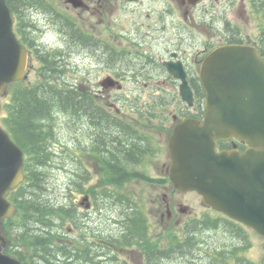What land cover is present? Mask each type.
Masks as SVG:
<instances>
[{"label": "rangeland", "instance_id": "1", "mask_svg": "<svg viewBox=\"0 0 264 264\" xmlns=\"http://www.w3.org/2000/svg\"><path fill=\"white\" fill-rule=\"evenodd\" d=\"M53 5L58 6L55 2H53ZM25 12L29 24L34 25L25 30L30 37L34 38L42 51L52 52L53 49L64 43L59 25L52 20L49 14L36 11L34 7L26 8ZM46 12L49 11L46 10ZM249 24L251 26H248V30L251 33L256 34L260 31V23L257 18L252 17ZM119 30V21L115 17L110 25V31L113 34L111 40L117 37ZM100 54L101 52L94 54V59L98 62L92 61L88 69H86L85 64L81 65L78 76L81 79L88 77L91 81V86L84 84L86 89H92L94 92L97 90L101 99L110 97L113 101L114 95L120 96L121 100L117 104L126 111H130L132 107L135 108L141 102L130 104L123 102L124 99L128 101L131 99L145 101L149 97L151 89H144L136 84L134 76L130 72L124 78L123 90H112L110 96L106 95L102 98L103 94L98 90L101 89L98 82L99 79H102L100 77L108 70L103 68L105 58H101ZM74 58V62L89 59V57L79 55L74 56ZM108 60L112 64L124 62L119 53H110ZM43 66L44 62L36 58L34 71L30 75L32 82H40L42 78H45L50 85L58 84L61 88H68L63 79L65 78L68 82H71V79L60 78L53 75V73L49 74L48 68ZM72 81L80 84V79L77 81L72 79ZM77 86L78 89H81L80 85ZM124 104H126L125 107ZM162 108H164V105ZM82 109L84 108L77 110L81 111ZM127 118L132 119L133 117L129 116ZM103 121L107 122L109 126H105L102 123ZM34 122L35 126H27L26 132L32 129L30 133H41L47 138V145L48 142L50 144L47 150L49 156L46 157L42 167L38 168L31 161V166H36L42 173V179L39 182L41 187L38 191L40 194H37L36 197L49 200L52 204L57 205L76 204L77 208L74 220L69 219L65 224L60 225V218L57 223L59 225L52 228L53 233L59 236L55 237L58 243H69L71 246L73 243L80 242V240L101 243L102 246H97L94 250L97 252L108 250L107 246H110L114 259H111L109 254L107 255L108 260L97 256V260L102 259L104 261L102 264H147L144 260L143 246L107 244L114 243L112 239L124 240L131 227V222L127 219H130L133 212L143 211L142 216L146 217L148 223L147 237L149 245L153 249L159 248L167 251L166 255L163 254L165 257H162L158 264H264V237L251 228L241 227L242 231L248 233L247 238L244 239L233 231L235 225L231 226L233 223L230 224V220L223 218L222 214L217 213L208 206L203 197L197 192L177 190L171 182L164 183L157 182L155 179L151 180L150 176L162 177L166 175L167 166L170 164L167 147L168 132L166 129L172 122L171 117L163 119V116H161L159 120H154V124L146 126L145 130L141 129L140 134L135 131L125 135L123 134L127 131L125 128L120 130L118 127L110 126L111 121L105 117H92L84 111H81V114L76 113L75 116L69 113L68 110H61L58 101H52L49 102L44 111L39 112L34 117ZM120 122H124L125 126L130 127V130H134L132 125L129 124L132 122L131 120L124 119ZM137 135L143 137L144 141L135 140ZM118 136L123 137L125 144L146 146L150 143L151 145L147 161L137 164H129L133 161L128 159L123 160L125 159V152H122L123 149L119 147L118 156L122 159L121 164L123 166L127 165V169L133 167L140 169L135 171L139 173V176H133L124 184L116 182L115 179L114 182L104 181L100 160H97L94 156L91 158L87 154L91 140L99 139L104 141V145L107 146L108 139L112 141ZM148 139H150L149 142ZM85 188L93 193L91 196L93 204L89 209L85 207L86 200L82 203L86 195V192H83ZM30 189L29 186L26 190ZM165 195L173 211L172 216L167 212ZM180 204L190 206L193 210L192 213L179 211L178 205ZM205 218H221V220H219L218 226H213L207 225ZM15 223L20 227L21 219L15 221ZM38 227L41 228L40 225ZM45 229L47 227L43 226L42 230L45 231ZM16 231L17 229L11 230L10 235L13 241L15 240L13 243L21 245L22 242L16 239ZM188 232L191 241H193L191 247L185 243V239L189 236ZM62 238L63 240H60ZM23 248L28 254L27 248L25 246ZM242 248L245 249L242 252L245 260H239L238 256L234 257L233 255V251L237 249L238 253L239 249ZM167 255L169 257H166ZM223 257H226V262L222 260ZM61 258L63 259V257ZM74 262L75 260L72 263L92 264L87 260Z\"/></svg>", "mask_w": 264, "mask_h": 264}, {"label": "water", "instance_id": "2", "mask_svg": "<svg viewBox=\"0 0 264 264\" xmlns=\"http://www.w3.org/2000/svg\"><path fill=\"white\" fill-rule=\"evenodd\" d=\"M250 49L229 45L206 62V118L176 126L169 140L170 176L176 188L198 191L206 203L264 236V64H258L257 52ZM220 56L227 62L220 63ZM26 62L27 51L13 31L12 11L7 0H0V92L5 83L23 76ZM103 84L115 81L109 77ZM182 95L186 97L183 86ZM231 136L249 144L245 152L216 150L217 138ZM23 164V151L0 126V264H23L4 253L10 240L3 231L4 217L16 211L6 196L24 179Z\"/></svg>", "mask_w": 264, "mask_h": 264}, {"label": "flooded vegetation", "instance_id": "3", "mask_svg": "<svg viewBox=\"0 0 264 264\" xmlns=\"http://www.w3.org/2000/svg\"><path fill=\"white\" fill-rule=\"evenodd\" d=\"M59 5L63 0H54ZM87 7L83 10L87 14L86 26L92 32L98 31L99 41L94 42V38L89 39V46L82 48L85 50L79 56L94 59V54L99 51L101 44V58H105V65L108 66L110 37L109 25L111 15L119 12L123 21L121 28V39L119 47L121 53L124 52V64H119L121 70H133L138 83L145 87H156L158 89L178 88L180 81L169 74L166 63L171 61L176 65L181 61L188 76V80L195 91V103L190 107L177 95H172L171 99L164 97L172 107L173 121L185 118H202L204 116L205 96L203 85L200 80V67L207 55L213 49L224 43L237 42L239 36L242 39L248 35L240 32L239 20L245 15V5L238 4L237 0H202L198 5L192 6L184 3V0H84ZM66 9H69V5ZM264 8V0H263ZM75 17L83 18V13L78 10H71ZM129 24L131 28H129ZM100 25V28L98 27ZM196 28V37L190 35V27ZM133 26V27H132ZM194 31V29H192ZM72 40L79 39L72 33ZM63 45L67 47L71 44L69 39L64 38ZM87 40V39H86ZM247 40V39H246ZM262 54L264 56V36L262 37ZM192 41V42H189ZM94 42V43H93ZM27 44L31 45L27 42ZM32 46V45H31ZM34 50V49H33ZM119 51V50H118ZM71 54V53H70ZM134 56V60H129L128 56ZM58 66L64 67L71 63V57L62 49L58 53ZM160 92V91H159ZM109 115V112L105 113ZM114 116L133 114L131 112L112 113ZM135 114L134 116H136ZM139 114L138 116H141ZM144 115V114H143ZM146 115H153L147 113ZM144 115V116H146ZM166 117V116H164ZM137 122L141 123L140 118ZM105 126H109L103 121ZM106 149L110 146L116 151L113 160H122L118 156L119 147L125 151V146L118 143L117 137L112 141L108 139ZM233 143V141H232ZM111 144V145H110ZM234 144V143H233ZM230 147V142L222 145ZM240 148H244V143H239ZM109 155V153L107 152Z\"/></svg>", "mask_w": 264, "mask_h": 264}, {"label": "trees", "instance_id": "4", "mask_svg": "<svg viewBox=\"0 0 264 264\" xmlns=\"http://www.w3.org/2000/svg\"><path fill=\"white\" fill-rule=\"evenodd\" d=\"M23 2V4H29L32 0H25ZM12 7L16 9V12L21 20V13L23 12V9H18L19 7H16V4H13ZM74 95L75 92H72V90H61L57 86L54 88L44 86L28 87L24 83H20L16 86H11L10 93L8 95L9 100L3 105V109L6 114L2 115L0 119L27 155L26 170L28 177L27 182L29 184L27 182H25V184H28L30 188L35 186V190L37 192L35 193L30 190H26L28 186H24L20 189L17 195L14 197L12 196L13 201L18 207L17 214L21 219L20 226L22 225V227L16 231L18 233L17 240L22 243H20L21 245L19 246L17 243H14L15 252H13L10 247H8L7 250L12 251L14 254L19 256L25 264H63V259L57 254L60 250L63 251L69 258L76 257L84 258L85 260L93 259V257H90L88 253L93 243H88L87 241L81 242L75 247H71L67 243H55V237H57V235L52 232V228L55 225L54 223H56L58 218H61L60 225L65 224V222L69 219L74 220L75 212L72 207H55L46 199L36 197L37 194H40L38 193V188L40 189L41 187L39 179L42 173L37 170L36 166H31V161L39 166L43 164L46 157L49 156V153L47 152V147L39 142L41 133H30L32 129L29 132H26L27 126H35L34 117L39 112L44 111L49 102L60 101L64 103L66 102L70 105L76 104L82 105L83 107L87 106L85 103L86 96L82 95L80 97V94H78L79 101L77 100V102L74 103ZM79 98H81L84 104L80 102ZM92 109L94 111L101 110L96 107L95 103L92 104ZM126 153L127 152H125V156ZM120 171L123 170L120 169ZM131 215L130 219H127L131 222V227L126 237H124L125 243L124 241L119 243L120 241L115 240L114 243L108 244L113 245L117 243L119 245L126 246L141 245L144 247L143 251L145 255V262H147V264H158V261L160 262L162 257H165L167 251L159 248L153 249L149 245L150 243L147 237L148 223L146 217L142 216L143 211L133 212ZM204 220L207 222V225L218 226L216 219L205 218ZM229 223L231 224L233 222L230 221ZM39 225L41 228L38 227ZM234 225L235 223L231 226ZM43 226L49 229H45V231H43ZM16 227L17 225H15V221L13 219H9L5 222V229L8 232L12 229L15 230ZM233 231L236 232L237 235L242 236L244 239L248 236L246 232L242 231L240 225H235L233 227ZM185 243L187 246L191 247V243H193V241H191L190 234L185 239ZM22 245L27 248L29 252L28 254H25V251H23V248L21 247ZM108 248L110 250V246ZM239 250L242 251V249ZM238 254L239 251L237 253L236 249L234 257H237ZM166 257H169V255ZM238 258L239 260H245V258L240 256H238ZM222 260L224 262L227 261L226 257H223Z\"/></svg>", "mask_w": 264, "mask_h": 264}]
</instances>
